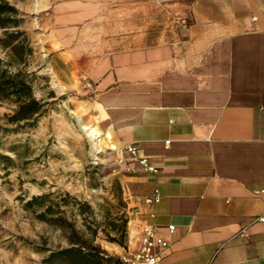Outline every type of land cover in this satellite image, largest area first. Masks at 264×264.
Returning a JSON list of instances; mask_svg holds the SVG:
<instances>
[{
    "label": "crops",
    "instance_id": "obj_1",
    "mask_svg": "<svg viewBox=\"0 0 264 264\" xmlns=\"http://www.w3.org/2000/svg\"><path fill=\"white\" fill-rule=\"evenodd\" d=\"M14 7L65 91H80L96 139L136 168L126 247L138 249L148 223L168 242L161 264H264V223L252 222L264 214V0ZM125 145L157 172L120 156ZM104 250L116 258L124 248Z\"/></svg>",
    "mask_w": 264,
    "mask_h": 264
},
{
    "label": "rangeland",
    "instance_id": "obj_2",
    "mask_svg": "<svg viewBox=\"0 0 264 264\" xmlns=\"http://www.w3.org/2000/svg\"><path fill=\"white\" fill-rule=\"evenodd\" d=\"M7 1L14 5L15 0ZM32 48L25 71L33 96L46 103V112L34 127L13 131L8 116L14 105L0 101V264H64L45 259L68 246L71 229L77 239L94 233L92 244L104 250L109 243L105 232L113 222L120 223L121 213L129 222L133 199L127 181L132 173L116 151L101 141L100 152L91 153V141L75 117L87 125L85 109L78 105L80 91L66 92L47 66L46 51ZM5 52L0 49L1 59ZM46 207L48 216L60 217L71 227L40 220ZM110 252L105 251L115 258Z\"/></svg>",
    "mask_w": 264,
    "mask_h": 264
},
{
    "label": "trees",
    "instance_id": "obj_3",
    "mask_svg": "<svg viewBox=\"0 0 264 264\" xmlns=\"http://www.w3.org/2000/svg\"><path fill=\"white\" fill-rule=\"evenodd\" d=\"M20 15L14 5L7 0H0V49L6 51L5 59L0 58V101L14 105L12 114L8 116L9 123L15 125L13 131L34 127L46 112V103L33 96L30 74L25 71L34 51L26 32L19 28L24 20ZM43 197L37 199L41 200ZM48 215L50 208L46 207L38 217L50 225L63 228L64 224L71 227L64 219ZM119 219V224H110V229L104 236L109 243L124 248L128 218L121 213ZM94 235L93 233L92 236ZM92 236L89 239H77L76 232L71 229L66 237L68 246L50 253L45 262L62 260L64 264H118L115 258L109 259L104 250L92 244Z\"/></svg>",
    "mask_w": 264,
    "mask_h": 264
},
{
    "label": "built area",
    "instance_id": "obj_4",
    "mask_svg": "<svg viewBox=\"0 0 264 264\" xmlns=\"http://www.w3.org/2000/svg\"><path fill=\"white\" fill-rule=\"evenodd\" d=\"M89 85H86L87 87ZM120 156L128 154L135 161L136 165L146 173L155 174L157 170L150 164L147 158L140 157L137 154V149L134 145H125L119 149ZM130 173H135L136 168H128ZM160 199L158 190L150 196L143 198V204L150 207L156 204ZM252 222H263L264 214L254 218ZM172 232L174 226L168 227ZM238 236L246 237L245 228L238 232ZM168 249V242L156 235L151 224H143L139 236V247L137 250H132L124 247V251L117 257L118 264H161V259L165 256Z\"/></svg>",
    "mask_w": 264,
    "mask_h": 264
},
{
    "label": "bare ground",
    "instance_id": "obj_5",
    "mask_svg": "<svg viewBox=\"0 0 264 264\" xmlns=\"http://www.w3.org/2000/svg\"><path fill=\"white\" fill-rule=\"evenodd\" d=\"M54 77V76H53ZM55 85L62 89V86L61 84H59L58 82H55ZM77 121L79 122L80 124V129L81 131L84 132L85 136L91 141V145H90V148H91V153L92 154H96V153H99L100 152V149L102 148V142H99L97 139H96V136H95V130L93 128H89L87 127V125H83L80 123V119L78 118V116H75ZM109 137V135H108ZM108 143V142H107ZM113 145V144H112ZM111 149H114V148H111ZM115 150V149H114ZM118 154L120 155L119 153V150H118Z\"/></svg>",
    "mask_w": 264,
    "mask_h": 264
},
{
    "label": "water",
    "instance_id": "obj_6",
    "mask_svg": "<svg viewBox=\"0 0 264 264\" xmlns=\"http://www.w3.org/2000/svg\"><path fill=\"white\" fill-rule=\"evenodd\" d=\"M109 259H111V257H109Z\"/></svg>",
    "mask_w": 264,
    "mask_h": 264
}]
</instances>
